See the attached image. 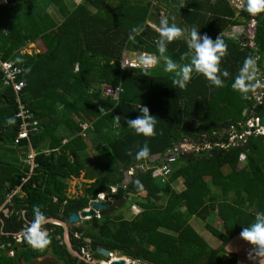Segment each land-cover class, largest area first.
<instances>
[{"label": "trees", "instance_id": "1", "mask_svg": "<svg viewBox=\"0 0 264 264\" xmlns=\"http://www.w3.org/2000/svg\"><path fill=\"white\" fill-rule=\"evenodd\" d=\"M168 12L174 17H166ZM162 20L186 31L160 53L156 42ZM133 28L139 31L133 33ZM191 28L224 41L219 66L228 75L221 77L223 86L195 74L181 89L163 71L165 56L187 62ZM29 43L42 50L21 53ZM131 52L160 61L147 72L121 70L122 55ZM0 55L21 69L18 79L24 86L17 98L38 121L37 131L18 147L24 154L35 150L36 166L30 170L24 161L0 159L1 201L16 186L23 193L13 195L6 205L12 212L0 216L2 239L15 243L13 236L33 220L34 206L46 218L64 220L86 209L98 194L109 195L111 187L121 185L123 172L132 169L123 198L112 203L141 210L125 218L114 216L108 206L86 228L73 229L82 234L80 245L87 237L147 264H264V256L250 257L252 246L239 237L242 227L264 210V136L248 135L244 142L219 146L233 129H245L238 124L264 117V95L260 106L253 99L254 72L264 77V11H237L228 0H7L0 4ZM245 58L257 60L241 93L231 85ZM1 83L0 77V148L13 144L19 124L16 95ZM102 84L121 86L117 102L101 95ZM139 106L154 116L152 136L134 134L126 124L140 114ZM82 124H87L85 130ZM183 142L194 150L187 158L177 157L168 176H153L165 160L145 167L152 155ZM145 143L148 156L137 158ZM212 149L217 153L210 154ZM81 174L90 182L81 195L68 198L67 181ZM211 215L221 229L206 222ZM192 217L204 221L215 247L190 225ZM60 233L58 227L54 235ZM54 235L47 236L43 248L22 249L15 243L14 257L2 256L0 264H32L50 250L60 264H74L77 260Z\"/></svg>", "mask_w": 264, "mask_h": 264}, {"label": "clouds", "instance_id": "2", "mask_svg": "<svg viewBox=\"0 0 264 264\" xmlns=\"http://www.w3.org/2000/svg\"><path fill=\"white\" fill-rule=\"evenodd\" d=\"M228 1L230 5L233 6L232 2L236 0ZM233 7H235L237 11L243 7L247 13L255 15L261 11H264V0H244V3L243 0H239L238 5ZM131 31L135 33L139 31V29L133 28ZM185 31V29L177 27L175 24H169L166 20H162L160 22L158 30L159 35L156 42L158 51L163 53L166 49L167 43L171 42L175 38L180 37ZM128 39L133 40L134 36L130 34ZM186 45L188 49V51L184 54L188 58L186 63L178 64L170 57H163V71L170 74L171 83L175 87L183 89L186 87L188 81L193 75L199 74L210 84L215 86H223V80L221 77L228 75L226 71L220 70L219 66V61L225 54L226 50L224 41L218 36L213 40L206 34L198 35L197 29L191 28L190 30H187ZM159 61L160 57L150 56L147 58H140L138 63L141 66V71L147 72L149 68L157 65ZM253 65L254 61L251 58H245L243 65L239 69V75L234 77L233 83L231 85L234 90H237L241 93L246 90L247 85L245 84V81L251 79V73L254 71ZM139 113L140 114L135 118L126 120L128 128L134 134L143 135L145 137L154 135V127L156 123L154 116L149 114L148 108L145 106H139ZM3 147L7 146L3 145ZM9 147L13 148L15 146L12 144ZM148 154L149 148L147 143H145L143 146L139 147L135 155L137 158H140L147 157ZM100 194H104L108 199H111L110 197L113 195L111 193L109 195L105 193ZM33 215V220L24 229L22 235L23 238L34 248H43L48 243L46 232L41 230V225L46 222V217L35 206L33 208ZM239 237L252 246L250 257L264 256V210L257 211L252 222L247 226L242 227ZM19 238L20 237H18V239Z\"/></svg>", "mask_w": 264, "mask_h": 264}, {"label": "built area", "instance_id": "3", "mask_svg": "<svg viewBox=\"0 0 264 264\" xmlns=\"http://www.w3.org/2000/svg\"><path fill=\"white\" fill-rule=\"evenodd\" d=\"M0 4H7V0H0ZM151 55L146 54L145 52L136 53L131 52L130 54L126 53L122 55V58L120 60V68L121 70H129V69H135L140 68L141 66L138 63L140 58H147ZM257 60V59H256ZM255 60V61H256ZM254 61V62H255ZM125 66V67H123ZM123 67V68H122ZM21 73V69L16 67L14 62L11 60H3L0 55V77L2 80V86L8 87L10 86L15 95H16V104H17V112L15 113V117L19 119L18 124V130L16 133V136L13 140V146L16 148L21 145V142L24 140H29V136L34 134V132L37 131V125L38 121L35 117L28 111V109L25 107L23 103L20 102V100L17 98L19 91L24 86V81L22 79H18L19 74ZM257 76L254 88L255 93H253V99L255 100V104L259 105L261 104L263 100L264 95V79L261 76L262 72H254ZM259 73V74H257ZM101 89V95L103 97H107L113 102H117L119 95L122 91V88L120 85H114V86H108L106 84H102L100 86ZM264 117L259 116H253L249 117L245 123L238 124V126L245 127L241 132H237V130H232L230 132V136L228 138V141L225 143H221L219 146L226 148L229 144H234L235 142H244L246 136L252 135V136H264V124L262 123V119ZM81 127L85 130L87 128V124H82ZM81 136H85L84 133L81 132ZM181 147V145H179ZM208 149H210L209 146H206ZM181 149H183L181 147ZM184 152H188V150L184 149ZM184 154L182 151H179V148L174 147L172 150L169 151V154L167 158L165 159V162H163L160 166L156 167V169L153 171V176H168L172 172V167L170 168L169 165L175 162L176 158ZM36 152L35 150H28L24 154L23 161L30 167V170H32L33 167L36 166V163L34 162ZM132 170H129V173H131ZM27 178V177H26ZM25 178H21V182H25ZM17 189L20 188V186H16ZM14 189V188H13ZM116 191L115 187L110 188V193L114 194ZM14 191L11 189L6 195L4 199V204H10L11 198L14 195ZM103 194H98L99 197H102ZM141 209L136 205H131L129 208V211L131 214H137ZM2 234H0V257L4 256L6 258H13L16 247L15 243L9 242L7 240L2 239ZM14 239H16L14 237ZM16 241V240H15Z\"/></svg>", "mask_w": 264, "mask_h": 264}, {"label": "water", "instance_id": "4", "mask_svg": "<svg viewBox=\"0 0 264 264\" xmlns=\"http://www.w3.org/2000/svg\"><path fill=\"white\" fill-rule=\"evenodd\" d=\"M254 28V25H253ZM262 123L264 124V118L262 119ZM177 148H179V151L183 152L184 154H182L181 156L184 158L189 157V152H184L183 149H181V147L179 145L175 146ZM217 151L216 150H210V154L214 155L216 154ZM169 152H165L163 154H155L152 155L149 159H148V164L145 165L146 168L151 167V164L155 163L156 161H164L166 159V157L168 156ZM143 165H140L139 168H142ZM123 180L121 182V185L118 186L116 188V192L110 197L111 199H108L105 197V195L103 194L102 197H97L95 200L89 201L88 203V207L85 210L82 211H73L71 212L66 219H64L63 221L59 220V219H46V222H56L58 224L61 225L62 229H63V234H65L66 238H64V246L66 248V250L70 253V254H74L77 255L73 250L72 247L68 241L67 238V234H68V225H74L76 223H81L82 225H85L87 223V220H90L94 217L97 216V214L99 212H102L103 210H105L108 206H110L111 204V200L114 199L115 200H120L123 198V194H124V187L128 184V182L131 180V173H128V171H124L123 172ZM44 223V224H45ZM44 232H46V235L49 234V232H47L46 230H43ZM60 238V236H58ZM88 240V239H87ZM30 246H32L31 244H29ZM27 244H24L23 247H26ZM99 254H101L103 257H108L110 254H112L111 251L109 250H99ZM118 257H123L122 253L118 254ZM110 264H124V260L123 259H119L116 261L111 262ZM134 264H142L139 261H135Z\"/></svg>", "mask_w": 264, "mask_h": 264}, {"label": "flooded vegetation", "instance_id": "5", "mask_svg": "<svg viewBox=\"0 0 264 264\" xmlns=\"http://www.w3.org/2000/svg\"><path fill=\"white\" fill-rule=\"evenodd\" d=\"M116 205L120 206V202H113L109 206V210L114 211V209L117 207ZM76 225L77 226L79 225V226L77 227ZM89 225L90 224H87V223L85 225H82L81 223H76L74 225L73 224L68 225L69 227L68 234H67L68 241L72 247V250L77 254V255H74V254L71 255L72 258H75L77 260L74 264H81V263L83 264H110L113 261L119 260L118 258H122L124 260V264H134L135 261H139L142 264H147L144 261L130 258L124 255L122 252H116V251H111L112 254H110L107 258L103 257L101 254H99V250H108V249H106V247L104 246L99 245V243H97L95 240L92 241L91 239L87 237L83 238L85 243L80 245L78 243V240L82 238V234L79 232H74L73 229L80 228L81 226H84L86 228ZM73 226H76V227L73 228ZM61 241H62V238H61ZM119 253H122L123 257H118ZM56 262L60 264L59 261L56 260Z\"/></svg>", "mask_w": 264, "mask_h": 264}, {"label": "crops", "instance_id": "6", "mask_svg": "<svg viewBox=\"0 0 264 264\" xmlns=\"http://www.w3.org/2000/svg\"><path fill=\"white\" fill-rule=\"evenodd\" d=\"M81 1V0H80ZM79 1V2H80ZM72 2L74 3V4H77V3H79V2H75L74 0H72ZM54 17H56L57 18V16H56V14H55V12H54ZM59 19V18H58ZM28 46V47H27ZM30 46H32V47H38V48H40V46H39V44L38 43H29V44H27L26 45V47H24V48H22L21 49V53H28V54H31V52L30 51H28V48L30 47ZM40 51V49H36V52L35 53H37V52H39ZM1 148H7V154L8 153H11V155L13 156V160H12V162H23V152L22 151H19L18 150V148H15V147H13V148H10V147H1ZM0 159H2V160H4V161H10V160H8V159H6V157H3V155L0 153ZM83 174H81L80 175V178H72L71 180H69L68 181V188H67V196L69 197V198H74V195L75 194H77L76 192H75V187L77 186V180L79 179L80 180V182H83V183H89L90 181H88V180H84L83 179ZM25 179H27L26 177H24ZM180 184H181V182H179ZM15 193H14V195H16V194H18L19 196H23V193L21 192V190H20V188H18L17 189V187H15L14 189H12ZM1 195V194H0ZM7 205V204H6ZM6 205L4 204V200H2L1 201V198H0V216L1 215H3L4 217H7L8 215H9V213H11L12 211H9L8 210V208L6 207ZM21 214H22V212H21ZM46 219H49V218H46ZM53 219V218H52ZM2 219H0V222L2 223V221H1ZM190 223V222H189ZM46 225H50L51 227L50 228H46ZM191 226H192V224H190ZM28 226V225H27ZM27 226H25V228L27 227ZM58 227H60L61 228V230H62V233H60L59 235H54L55 234V231L57 230V228ZM194 228V230L195 231H197V229L195 228V227H193ZM41 230H46L47 232H49V234H47V236H50V235H54L55 236V238L58 240V241H61V238H62V241L60 242V244H63L64 245V238H66V236H65V234H63V229H62V227H61V225L60 224H58V223H56V222H47V223H45V224H42L41 225ZM22 233H23V231L22 232H20L19 234H15L13 237H15L16 239V243L17 244H19L20 245V247L19 248H22V249H27L28 247H32V248H34L33 246H30L29 245V243L23 238V235H22ZM60 235H62V237H58V236H60ZM18 237H20L19 239H18ZM24 244H27V246L26 247H23V245ZM51 251V250H50ZM50 251H48V253L45 255V256H43V257H39V258H36L35 260H32L31 261V263L32 264H34V261H36V260H38V261H41L42 260V258H45V257H50L49 256V254L51 255V252ZM41 259V260H40ZM40 264V263H39Z\"/></svg>", "mask_w": 264, "mask_h": 264}, {"label": "rangeland", "instance_id": "7", "mask_svg": "<svg viewBox=\"0 0 264 264\" xmlns=\"http://www.w3.org/2000/svg\"><path fill=\"white\" fill-rule=\"evenodd\" d=\"M74 1L75 2H79L80 0H74ZM238 3H239V0H236V1L232 2V5L233 6H236V5H238ZM49 10H50L52 16H55L54 15V9H49ZM165 16L166 17H172L173 18L174 17V14L172 12H168V13H166ZM247 31H250V30L247 29ZM36 49L42 50L41 47L38 48V47H32V46H30L28 48V51H30L31 53H35L36 52ZM257 74H259V73H257ZM254 76H255V78H257L256 74H254ZM261 76L263 77V75H261ZM263 79H264V77H263ZM179 145H181V147L183 148V150L184 149L185 150H188V152H191V151L194 150L193 146L190 145V144H187V143H184L183 142V143H180ZM6 150H7V148H0V153L3 155V157H6V159L12 161L13 160V156L11 155V153H8L7 154V151ZM91 160H92V158L90 157L88 161H85V163L88 164V162L91 161ZM76 184H77V186L75 187V192L77 194L74 195V198L77 197V196H79V195H81L82 188L84 187V183L83 182H80L79 179L77 180V183ZM179 186H181L180 183L175 184V187L178 188V189H179ZM116 206L117 207L114 209V211H111L112 213H114L113 214L114 216H117L118 214H121V213L125 215V218L126 217L128 218L130 216V211H128L129 208L127 207L128 206L127 203L125 205L123 204L122 206L121 205L120 206L116 205ZM189 222H190V224H192V227H195L197 229V233L199 235H201L206 240V242L209 244V246H211V247H215L216 246L217 243H216L215 238H213L205 230V228H204V224H205L204 221L198 219L197 217H192ZM206 222H208L211 225H214L217 228L221 229L220 225L217 224L216 217L214 215L213 216L212 215L211 216H208L207 219H206ZM76 226H73V228L76 227ZM49 256L50 257L47 256L45 258H42V260L40 259L41 261H38V260L34 261V264H39V263L40 264H58L56 262V260H54L53 257L50 254H49Z\"/></svg>", "mask_w": 264, "mask_h": 264}, {"label": "bare ground", "instance_id": "8", "mask_svg": "<svg viewBox=\"0 0 264 264\" xmlns=\"http://www.w3.org/2000/svg\"><path fill=\"white\" fill-rule=\"evenodd\" d=\"M118 259H120V258H118ZM122 259V258H121Z\"/></svg>", "mask_w": 264, "mask_h": 264}]
</instances>
